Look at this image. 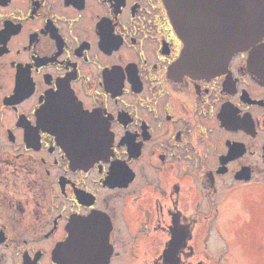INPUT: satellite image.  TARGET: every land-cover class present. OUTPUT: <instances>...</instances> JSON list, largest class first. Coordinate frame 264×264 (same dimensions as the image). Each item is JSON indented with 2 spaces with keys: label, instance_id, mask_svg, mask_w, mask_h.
Listing matches in <instances>:
<instances>
[{
  "label": "flooded vegetation",
  "instance_id": "1",
  "mask_svg": "<svg viewBox=\"0 0 264 264\" xmlns=\"http://www.w3.org/2000/svg\"><path fill=\"white\" fill-rule=\"evenodd\" d=\"M179 1L217 24L215 0ZM172 12L0 0V264H264L244 230L264 193L241 201L264 192V36L201 75ZM223 210L239 232L214 239Z\"/></svg>",
  "mask_w": 264,
  "mask_h": 264
},
{
  "label": "water",
  "instance_id": "2",
  "mask_svg": "<svg viewBox=\"0 0 264 264\" xmlns=\"http://www.w3.org/2000/svg\"><path fill=\"white\" fill-rule=\"evenodd\" d=\"M170 2L175 25L186 26L190 19L191 28L180 30L185 42L180 63L187 65L190 72L212 74L218 66L226 65L236 52L264 36V0H215L217 24L211 23L206 30L195 29L192 8L183 14L177 7L181 1ZM77 240L79 238L75 237V243ZM71 245V240H67L61 248H71Z\"/></svg>",
  "mask_w": 264,
  "mask_h": 264
},
{
  "label": "rangeland",
  "instance_id": "3",
  "mask_svg": "<svg viewBox=\"0 0 264 264\" xmlns=\"http://www.w3.org/2000/svg\"><path fill=\"white\" fill-rule=\"evenodd\" d=\"M241 193L244 194V195L242 194L243 195V198L241 200L242 205L245 208H247L249 211H252V207L254 206L253 201L254 200L259 201L264 192H261V190L258 188H246V189H243L241 191ZM206 209L208 210V208H206ZM223 211H224V213H222L220 216L217 215V219L215 221L214 227H216V229L214 231V239H217V233L224 234L222 236L225 238V234L230 235L232 230L237 232L239 230L240 223L242 222V221L240 222L237 220L238 217H235L231 220L228 219L227 211H225V210H223ZM253 221H255V222H253ZM257 221H258V218H255L253 220L249 219L248 222L245 221L244 230H248L252 233V237H250V239L248 238V240H246V242H248V245L250 247L264 248V223H263L262 227H260L259 229H256ZM227 224H228V226H227ZM257 226H259V225L257 224ZM256 231L260 232V233L257 235ZM239 234L240 233L237 234V237L240 236ZM233 239H234V237H233ZM221 242L227 243V245H228V242H230V241L227 242L225 240H222ZM231 242L232 243H230V244H232V245L234 244V248H236V242L237 241L234 240ZM232 245L229 247H232ZM212 248H214V247L212 246ZM222 249H224V247L220 243H218L217 247H215V250L217 252H220Z\"/></svg>",
  "mask_w": 264,
  "mask_h": 264
}]
</instances>
